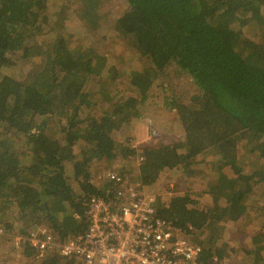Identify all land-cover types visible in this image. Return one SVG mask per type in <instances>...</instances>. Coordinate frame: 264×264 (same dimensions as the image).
Segmentation results:
<instances>
[{"label": "trees", "instance_id": "trees-1", "mask_svg": "<svg viewBox=\"0 0 264 264\" xmlns=\"http://www.w3.org/2000/svg\"><path fill=\"white\" fill-rule=\"evenodd\" d=\"M95 1L80 10L88 32L94 27ZM125 1L127 9L112 27L148 64L128 72L131 94L112 95L109 106L94 113L84 88L91 83L106 89L107 80L117 78L115 67L101 66L91 44L69 46L53 1L0 0L2 231L28 234L46 225L61 242L82 233V200L99 194L90 172L94 161L139 156L140 171L131 181L149 185L162 169L184 166L192 174L197 158L205 156L216 174L207 190L212 206L197 207L187 193L174 195L167 204L155 200L153 206L185 234L209 228L203 241L191 239L202 247L199 264H211L213 255L221 257L214 243L225 225L249 217L253 187L264 182V21L258 27L264 0ZM253 25L257 29L250 36L245 28ZM47 32L55 35L51 42L40 39ZM36 57L21 80L2 73L18 60ZM151 88L173 100L184 140L140 148L115 140V131L127 130ZM47 116L61 120L62 140L48 136ZM239 149L262 161L260 166H239ZM260 200L257 235L246 250L253 256L264 253V194ZM8 205L16 213L6 222ZM22 248L26 258L36 254L27 242ZM33 262L75 264L54 251Z\"/></svg>", "mask_w": 264, "mask_h": 264}, {"label": "rangeland", "instance_id": "rangeland-1", "mask_svg": "<svg viewBox=\"0 0 264 264\" xmlns=\"http://www.w3.org/2000/svg\"><path fill=\"white\" fill-rule=\"evenodd\" d=\"M50 1H53L56 5V12L54 15H57L58 18L64 21V35L66 36L69 46L77 49L80 45L91 44L98 54V59L96 60L101 66L115 67L112 74L117 75V78L112 82H110V79L107 80L106 89L97 88L91 83H87L84 88L86 92H89L92 105H94V113L105 109L104 106L108 107V102H110L112 95L128 96L131 94L128 84V72L131 69L145 67L148 62L144 58L139 57L137 52L132 48L130 41L122 36H118L112 27L116 17L127 9L126 1L96 0L94 3L96 6L95 17L93 18L94 27L92 30H89V32L84 28L85 20L81 19L80 10L86 2L92 3L94 0ZM49 4L52 3L49 2ZM65 16L67 20L64 18ZM258 21L260 22L258 27L261 28L264 25V8L262 17H260ZM254 27L255 25L245 28L248 35L251 34ZM54 36V34L47 32L43 34L40 39L45 42H51ZM33 60L38 61L37 57L29 61L18 60L14 65L5 67L2 73L9 74L21 80L25 78V74L30 68V63ZM172 70L173 69H169L168 72L171 73ZM107 89L110 91H105ZM168 95V93L161 92L159 89L151 88L146 101H140V105L138 106L139 110L137 111L139 114L125 125L126 128L128 127L127 130L124 132L115 131V140L124 144L127 143L132 147L136 146V148L145 145L174 143L184 140V133L179 127L177 111L173 107L174 102ZM90 111L93 113L92 110ZM150 122H152V124H150ZM60 126L61 120L58 117L47 116L46 132L48 136L62 140ZM151 128H155L156 133L151 132ZM238 156L240 161L238 163L239 166H244L245 169L259 167L260 163L258 162H262L259 159L250 158V155L244 153L242 149L238 150ZM204 157L197 158L193 164L194 171L192 174H189L188 168L184 166L173 169H162L155 182L149 185H142L140 180L131 181L140 171V162L142 158L139 156L128 157L127 159L118 158L114 161L103 158L91 163L90 172L93 183L97 185L99 191L103 189L100 187L103 184L100 179L103 180L105 173L116 172L119 174L120 171L124 173L125 177L121 176L128 184L138 182V184H141V193L152 197L154 201L159 200L167 204L174 195H183L187 193L188 197L194 200L197 207L203 208L204 206H212L211 197L207 193V190L209 185L213 186L215 184L216 180V174L210 169L209 165L206 163V157ZM217 167H221V164H218ZM71 170L72 166L68 165L67 174L71 179L70 182L72 186L76 188L75 181L72 180ZM262 194H264V182L253 187L251 194L254 200L253 204L258 205L252 204V206H250L248 211L250 214L249 217L247 216L239 221L226 224L221 237L214 243L216 250L221 255L220 260L222 264H264V253H262V255L258 253L254 256L253 254L249 255L246 253V250L254 245V239L257 235V228L259 227V221L257 219L261 214V210L258 211L255 207L262 203L260 200ZM160 206H162V204ZM15 211L13 205H8L6 209L3 210V219L7 222L11 216L15 215ZM0 227H2L1 222ZM210 232L211 230L207 228L201 230L198 235L195 233L189 234V236L193 239L197 237L203 241ZM17 234L20 233L10 231L4 235L1 229L0 264H37V262H33L35 258L34 255L26 258L23 256V249L16 251L13 248V239ZM217 256L219 255L217 254Z\"/></svg>", "mask_w": 264, "mask_h": 264}, {"label": "built area", "instance_id": "built-area-1", "mask_svg": "<svg viewBox=\"0 0 264 264\" xmlns=\"http://www.w3.org/2000/svg\"><path fill=\"white\" fill-rule=\"evenodd\" d=\"M151 132L156 133L155 128ZM100 181V193L82 200L86 218L82 233L61 242L40 225L28 234H17L13 248L20 251L27 242L36 250L35 258L54 251L75 264H199L201 245L156 214L154 200L141 193V184H128L116 172L105 173ZM220 259L213 255L211 264H222Z\"/></svg>", "mask_w": 264, "mask_h": 264}, {"label": "crops", "instance_id": "crops-1", "mask_svg": "<svg viewBox=\"0 0 264 264\" xmlns=\"http://www.w3.org/2000/svg\"><path fill=\"white\" fill-rule=\"evenodd\" d=\"M136 147V146H135Z\"/></svg>", "mask_w": 264, "mask_h": 264}]
</instances>
